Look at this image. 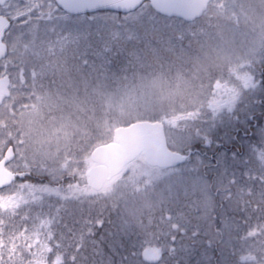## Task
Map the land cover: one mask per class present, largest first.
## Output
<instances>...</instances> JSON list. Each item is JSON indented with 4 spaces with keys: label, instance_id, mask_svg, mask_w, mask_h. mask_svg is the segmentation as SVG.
Returning a JSON list of instances; mask_svg holds the SVG:
<instances>
[{
    "label": "snow or ice",
    "instance_id": "obj_1",
    "mask_svg": "<svg viewBox=\"0 0 264 264\" xmlns=\"http://www.w3.org/2000/svg\"><path fill=\"white\" fill-rule=\"evenodd\" d=\"M142 4L143 0H0V264H115L105 246L111 253L121 254L120 264H180L178 253L191 255L196 245L205 246L196 264H210L211 249L219 252L215 264H239L244 257L237 256L236 242L246 246L264 237V150L257 151L249 162L246 183L223 172L212 180L207 174L200 175V168L208 166L193 151L197 141L211 143L209 132L223 114L235 113L249 96L264 92V59L259 69L253 62L235 73L212 77L208 94L213 99L203 116L197 114L203 124L191 131L178 155L167 154L180 162L181 174H196L193 191L201 193L209 209L203 216L198 201L194 206L161 207L157 216L138 221V227L123 220L116 223L103 210L85 206L89 193L79 177L66 169L58 174L30 160L22 134L13 131L10 120L18 108L16 93L34 95L43 72L17 57L18 44L27 50L40 36L67 40L61 22L84 14L90 28L71 41L77 45L84 41L80 65L82 69L98 68L104 80L115 78L142 62V50L135 46L140 39L135 25L146 13L131 15ZM110 12L115 15L109 16ZM108 21L114 28L108 27ZM116 21L122 23L116 25ZM106 223L117 231L105 230L99 235ZM184 239L191 245L183 244ZM217 242L231 251L225 254ZM252 259L260 264L264 256L256 254Z\"/></svg>",
    "mask_w": 264,
    "mask_h": 264
},
{
    "label": "trees",
    "instance_id": "obj_2",
    "mask_svg": "<svg viewBox=\"0 0 264 264\" xmlns=\"http://www.w3.org/2000/svg\"><path fill=\"white\" fill-rule=\"evenodd\" d=\"M143 7L140 8L146 13V18L135 25L140 36V39L135 41V46L142 50V62L130 67L126 73H117L115 78L110 77L108 80H104L99 76L98 68L94 70L82 69L80 65L79 57L84 49V41L81 40L79 45L71 41L77 35L89 30L90 25L84 15L83 18L69 16L73 23L75 21V24L65 28L66 31L63 34L68 37L67 40L59 38L57 35L41 36V39L36 40L35 51L27 61L30 65L35 64L43 70L40 89L47 92L49 100L54 97L55 101L61 104V106L58 104V109L54 112H50L49 107H45L44 114L50 119L53 116L56 121H68L77 126L73 140L60 149L58 155L52 154L53 151L50 150L49 155L37 157L36 163L58 171V174L61 169H66L67 172L80 177L83 173L87 152L92 147L111 140L113 130L119 126H126L145 117L150 121L163 123L168 121L174 113L191 123L190 128H187L189 133L197 125L203 124L202 119H197V114L203 116V113L208 110V104L213 99L208 93H204L205 95L200 101L187 97L184 102L177 104L172 109H160L156 114L149 111L153 106L168 105L169 99L176 96L173 92L172 96L166 93L164 90L165 81L174 84L177 76L184 77L186 71H189L193 66L194 39L187 33H191L188 28L195 26V23L201 19L186 23L176 18L160 16L150 7L147 9ZM138 10L131 15L139 16ZM108 15L114 16L115 13L110 12ZM119 15L123 17V14ZM121 23V21H116V25ZM108 27L114 28L111 21H108ZM92 31L95 29L93 28ZM180 37H183L182 41ZM57 42H61V46ZM120 63H124L123 59L120 60ZM155 84L156 86L160 85L158 90L150 91ZM156 92H160V101ZM59 97L64 102L57 101L56 99ZM263 99L264 95L261 94L259 100ZM187 102L188 104H186ZM246 106L248 107L245 108L242 105L233 114L225 113L217 120L209 132L210 144L197 141L193 145V151L208 166L200 168V175L207 174L208 179L212 180L217 174L223 172L229 176L234 175L241 183L247 182L245 173L250 171L249 162L257 151L264 150V100L262 105H259L253 96H249ZM249 117L252 118L255 126H251L247 130L246 125L249 123ZM242 133L246 136H242ZM191 174L196 175L195 173ZM125 178L126 176L123 179L125 180ZM143 179H140L142 182L135 183L139 188L134 187L135 184L131 183V185L128 182L125 184L120 181L115 190L111 192L89 194L85 206L91 204L96 209L103 210L104 215L110 216L116 223L123 220L137 226L134 219L128 217L124 212V207L134 209L135 205L141 202V198L138 200V197L139 194L142 195L143 190L150 197L153 190L160 191L165 188L164 183L161 184L162 182L158 180L155 185L152 178L149 181ZM82 186L88 190L85 185ZM191 201V199L181 197V201L178 203L196 205ZM154 202L159 204L160 208L165 205L157 200ZM153 203L151 208H156ZM159 212L160 210L156 211L154 216H157ZM204 213L201 211V216ZM190 215L194 219L196 214L192 212ZM142 219L146 220L144 217ZM105 230L116 232L117 227L106 223L100 228L98 234L103 235ZM132 239L134 240L135 237ZM181 242L191 245V241L187 239ZM217 246L223 249L225 254L231 251L230 248L219 244V242H217ZM204 247V245H196L195 251L191 255L181 252L178 253L176 259L180 261V264H184V259H187L188 264H196ZM104 250L107 255L112 256L115 264H120L121 254L111 253L107 246ZM236 251L237 256L244 257L239 261V264H254L253 255L264 256V237H258L255 242H250L246 246H241L236 242ZM121 252L124 255L127 254L123 250ZM209 254L213 257L210 264H215L216 258L219 256L218 250L211 249ZM232 259L236 260V257H232ZM260 264H264V260Z\"/></svg>",
    "mask_w": 264,
    "mask_h": 264
},
{
    "label": "rangeland",
    "instance_id": "obj_3",
    "mask_svg": "<svg viewBox=\"0 0 264 264\" xmlns=\"http://www.w3.org/2000/svg\"><path fill=\"white\" fill-rule=\"evenodd\" d=\"M142 11L143 9L140 8L138 14ZM200 19L198 23H195V26L188 28L191 33H187L194 39L193 52L195 58L192 61L193 66L190 67L189 71H186L184 77L177 76L174 84L165 81L164 90L166 93L172 96L173 92L176 96L169 99L168 105L151 107L149 109L151 113L156 114L160 109H172L177 104L184 102L187 97L200 101L205 95L204 93H208L211 78L220 73L229 71L235 73L237 68L244 69V66L253 64V62H255V67H260V61L264 59V0H213L207 12ZM74 24L75 21L73 23L70 17L61 22L64 29ZM38 38L41 39V36ZM36 40L27 50L22 44H18L16 54L22 62L30 65L27 60L35 51ZM60 43L57 42L61 46ZM42 77L43 75L40 78ZM173 78L175 79V77ZM41 84L42 79H39L34 95H29L27 92L16 93L18 108L14 120H10V123L15 126L13 131L22 134L26 155L35 162L37 157L49 155L51 151H53L52 154L58 155L60 149L68 145L77 132V126L73 123L56 121L53 116L50 119L44 114L43 109L45 107H49L50 112H54L58 109L59 103L55 101L54 97L49 100L47 92L40 89ZM159 86L155 84L150 91H157ZM156 94L160 101V92H156ZM261 94L262 92L253 96L254 100L258 101ZM56 100L63 101L60 97ZM23 105H27V107H23ZM59 105L61 106V104ZM142 120H148V118L145 117ZM163 123L169 149L180 153L185 139L190 134L187 128H190L191 123L184 117L175 115V113ZM79 130L83 133L81 128ZM94 148L92 147L87 152L83 173L79 177L80 184L85 185V187L84 173L88 168L94 166L89 157ZM124 176H126L125 180L123 179ZM194 177L195 175L191 173L189 175L184 172L181 174V167L178 166L171 169L149 167L143 162L142 157H138L125 166L120 174L106 182L99 193L115 190L120 181L125 182V184H135L142 182L141 178L146 179L145 181L152 178L155 185H157V180L162 182L161 184L164 183L165 188L160 191L153 190L150 197L143 190L142 195L139 194L138 197V200L141 198V202L138 201L139 203L135 205L134 209L124 207V212L127 213L128 217L133 218L135 225L138 226V221L142 217L147 220L149 217H154L156 211L161 209L160 205L154 202L155 200L161 204L164 203V207L180 202L181 197L191 199V202L195 204L200 201L201 211L207 212L209 209L204 206L201 193L198 190L193 191ZM134 187L139 188L136 184ZM185 189H187V195H185ZM87 192L89 194L95 193L90 189ZM152 203L156 208H151Z\"/></svg>",
    "mask_w": 264,
    "mask_h": 264
},
{
    "label": "water",
    "instance_id": "obj_4",
    "mask_svg": "<svg viewBox=\"0 0 264 264\" xmlns=\"http://www.w3.org/2000/svg\"><path fill=\"white\" fill-rule=\"evenodd\" d=\"M212 1L143 0V4L146 3L160 16L192 23L206 13ZM119 2L123 3L124 0ZM137 3H140V0H137ZM119 14L124 15L123 12ZM167 154L175 156L179 153L169 149L163 123L142 120L119 126L113 130L110 142L91 151L89 157L94 166L84 173L86 187L99 192L106 182L120 174L125 166L138 157H142L143 162L152 168L170 169L181 165L180 162L168 158Z\"/></svg>",
    "mask_w": 264,
    "mask_h": 264
},
{
    "label": "flooded vegetation",
    "instance_id": "obj_5",
    "mask_svg": "<svg viewBox=\"0 0 264 264\" xmlns=\"http://www.w3.org/2000/svg\"><path fill=\"white\" fill-rule=\"evenodd\" d=\"M262 94L264 95V92H262ZM263 100H264V99H263ZM263 100H258V104H259V105H262ZM248 122H249V123L246 125V129H247V130H248L251 126H252V127L255 126V123L253 122V120H252L251 117L248 118ZM248 134H249V132H248ZM242 136H246V135L242 133Z\"/></svg>",
    "mask_w": 264,
    "mask_h": 264
}]
</instances>
